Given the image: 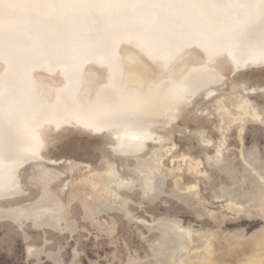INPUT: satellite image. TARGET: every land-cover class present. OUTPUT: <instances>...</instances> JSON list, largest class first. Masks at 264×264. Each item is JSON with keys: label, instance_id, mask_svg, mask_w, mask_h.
Listing matches in <instances>:
<instances>
[{"label": "bare ground", "instance_id": "1", "mask_svg": "<svg viewBox=\"0 0 264 264\" xmlns=\"http://www.w3.org/2000/svg\"><path fill=\"white\" fill-rule=\"evenodd\" d=\"M31 15L33 20L37 18L41 25L58 24L59 29L66 28L74 19L90 40H94L93 32L97 29L103 33L109 19L107 13L100 12L84 15L78 10L46 9L38 13L32 9L17 7L13 9L11 16L20 25L19 40L22 43L30 38L31 31L25 26L29 27L31 20L26 16ZM219 23L230 24L232 21L222 16ZM126 24L130 34L116 41L108 52L109 57L119 63L123 72V92L109 101L110 111L97 106L99 101L96 98V92L109 82L111 73L109 63L107 60H101L99 55H90V48L87 46L82 53L84 57L76 61L78 64L73 63L72 68L62 62L38 60L28 64L21 71L15 65L0 61V77L10 82L0 95V132L12 147L11 151L0 154V201L28 198V193L21 187L18 173L25 166H30L29 178L27 177L29 182L38 189V194L31 199L32 201L23 200L24 203L10 206L0 205V221L14 224L21 232H25V224L32 230L40 232L52 231L61 234H66V230L69 234L75 232L78 226L70 217L71 202L65 204L61 194L69 187L70 174L80 167L84 168L87 175L75 181L73 185L79 189L82 186L89 191L72 194L74 198L71 201L79 203L84 219L102 214L109 216L121 213L119 204L121 198L118 196L122 192L127 194L135 189L136 185L132 178H121L111 164L104 170L97 171L88 164L44 157L43 131L58 132L64 128L80 129L95 136H110L112 153L121 158L135 159L136 169L143 175L142 201L139 205L143 203L155 206L164 196L161 190L162 182L156 178L155 173L159 171L158 163L163 155L158 156L157 153L162 152L169 140L159 131L165 130V127L176 120L177 112L182 106L203 95L206 101L213 102L220 121V129L224 134L214 156L206 157V164L209 166L204 168L232 186L223 187V195H218L215 200L216 203L225 202L227 209L233 212L232 217L226 218V215H222L220 220L219 213L211 211L210 218L217 227H220V224L231 226L246 223L248 228H252L261 223L260 230L264 229V192L261 190V186L264 185V176L261 175L264 171V161L258 149L247 150L245 145V132L249 125H259L264 129V112H260L248 97L249 95L264 97V85L246 87L243 84H232L229 91H219L228 78L218 67V60L225 59L230 68V76L264 67V59H261L258 45L259 30L243 29L242 39L247 47L237 54L246 58L247 62L237 64L227 55L210 57L202 46V40L197 36L196 25L170 37L165 27L159 22L151 23V18L147 27L131 18ZM141 39L149 40L154 46L161 41L172 39V46L177 49L176 58L166 68L162 67L163 61L148 47L143 46ZM192 51L201 57L191 61L194 57ZM141 61L146 62L148 67L147 64L140 65ZM95 69L101 71L100 80L95 74ZM188 75L191 79H187ZM180 77H185V82L193 89V94L188 99L173 100L170 89ZM17 83L21 84L19 90L16 89ZM73 89L77 94V102L65 110L60 101L66 92ZM31 98L34 100L33 104ZM199 130L195 134L200 140V146L208 149L209 139ZM232 133L240 147L241 171L231 167L229 156L224 152L226 136ZM149 143L155 147L152 154L156 155V160L150 163L152 167L147 158H143ZM33 151L36 158L32 157ZM181 161L185 163L188 176L196 179L208 178L207 174L199 169L198 160L194 161L183 154L179 158V162ZM59 166H63L64 169L61 170ZM173 170L169 169L170 175L173 174ZM180 170L177 169L179 174ZM173 178L174 190L177 191L181 189L179 186L182 178L180 176ZM59 183L64 188L56 192L54 188ZM98 186L102 188L98 189ZM193 191L199 192L196 184L182 186L181 195L188 197ZM27 198L26 200H29ZM178 201L183 204L184 200L181 198ZM196 220L201 222L206 218L197 216ZM137 222L149 232L143 244L155 237L152 242L149 241L152 244L147 246L154 264H210L214 236L203 225L199 228L196 225L187 226L179 219L163 216L152 218L151 222L143 219ZM258 231L259 229L256 232ZM242 235L240 232L239 236ZM24 238L25 254L33 260L32 264H42L44 261L64 264L52 255L53 253L44 250L45 245L49 243L48 239H44L45 243L38 247V250L28 244L26 234ZM29 248L32 249V253L28 252ZM232 253L230 254L233 255ZM263 258L262 253L256 252L242 264H261Z\"/></svg>", "mask_w": 264, "mask_h": 264}, {"label": "rangeland", "instance_id": "2", "mask_svg": "<svg viewBox=\"0 0 264 264\" xmlns=\"http://www.w3.org/2000/svg\"><path fill=\"white\" fill-rule=\"evenodd\" d=\"M192 52L194 57L191 61L201 57L197 52ZM143 64L147 63L142 62L140 65ZM146 66L148 67V64ZM218 67L228 78L225 80L224 86L219 88V91H229L232 84H243L246 87L264 85V67L245 70L234 76H230V68L225 59L218 60ZM95 74L100 80L101 71L95 69ZM248 97L255 103L260 112H264V97L260 95H249ZM214 108L213 102L206 101L203 95L197 96L190 104L182 106L178 110L175 121L165 127V130L159 131L169 140L162 152L157 153L158 156L163 155L158 163L159 171L155 173L157 174L156 178H159L162 182L161 190L164 196L155 206H147L143 203L139 205L142 201L141 184L143 181L141 180L143 175L136 169L137 161L135 159L121 158L119 155L112 153L110 148L112 140L109 141L108 138L110 136H95L75 128H64L58 132L44 130L43 155L47 159H69L88 164L93 170L97 171H102L108 164H111L118 176L125 179L132 178L136 186L131 193L122 192L118 196L121 198L119 203L122 209L121 213L109 216L102 214L95 216V218L84 219V213L79 203L75 200L71 201L74 198L71 195L76 194L78 191L84 193L89 191V189H84L82 186L79 189L78 186L75 188L73 185L75 181L84 178L87 173H85L83 167L76 168L70 174L69 187L61 194L65 204L71 202L69 206L70 217L77 222L78 226L75 232L71 234L67 230L65 231L66 234L52 231L40 232L32 230L26 224L24 226L25 232H21V229L19 230L14 224L0 221V264H29L31 259L25 254V234L26 239L29 241L28 244L35 246L37 249L45 243V238L48 239L49 243L44 244V250L53 253L52 255H55L64 264H130V262L154 264L155 262L148 254L147 246L152 244L150 242L155 237L143 244L142 242L147 240L146 237L149 232L140 226L137 221L143 219L151 222L152 218L162 216L179 219L187 226L196 225L199 228L203 225L207 231L211 232L214 238L210 264H242L246 258L256 252L262 253L264 257V229L260 230L261 223L252 228H248L246 223L231 226L220 224V227H217L210 218L211 211L219 213L220 220L222 215L230 218L233 213L227 209L225 202H215L218 195H223V187L229 188L232 186L206 168L207 165L209 166V164H206V157L214 156L219 141L224 136ZM260 127L259 125H249L247 127L245 145L247 150L258 149V153L264 161V129ZM198 129L203 131L205 137L209 139L210 146L208 149L200 146V140L195 134ZM154 148V145L149 143L145 155H143V158H147L151 167L150 163L156 160V155L152 154ZM239 148L234 133L227 135L224 152L226 156H229L231 167H234L236 171H241ZM183 154L194 161L198 160L197 162L200 163L199 169L206 173L208 178L196 179L193 176H188L185 163L179 162V158ZM139 163L142 162L139 161ZM204 166L206 167L204 168ZM59 168L64 169L63 166H59ZM178 168L181 169L180 174L177 171ZM139 169L141 168L139 167ZM169 169H174L172 175L169 174ZM29 172L30 166H25L18 172L21 187L28 193L29 196L26 198L29 200L23 198L0 201L1 206L21 204L24 203L23 200L32 201L37 196L38 189L29 182ZM174 176L182 178L179 188L182 189V186L196 184L199 192L193 191L188 197L182 196L181 189L174 190ZM56 187L54 188L56 192L64 188L61 183ZM97 188L102 187L98 186ZM181 198L184 200L182 201L183 204L178 201ZM197 216L206 218V220L198 222L196 220ZM110 227H114V229L112 230ZM258 229L259 231L256 232ZM240 232L243 233L242 236H239ZM42 254L44 253L42 252ZM31 261L33 263V260ZM42 264L51 263L44 261ZM261 264H264V258Z\"/></svg>", "mask_w": 264, "mask_h": 264}, {"label": "snow or ice", "instance_id": "3", "mask_svg": "<svg viewBox=\"0 0 264 264\" xmlns=\"http://www.w3.org/2000/svg\"><path fill=\"white\" fill-rule=\"evenodd\" d=\"M17 7L32 9L38 13L41 10H78L84 15L93 12L107 13L108 24L102 36L90 40L87 33L73 19L62 31L44 30L40 21H36V31L30 33L27 42H20L21 28L11 13ZM224 16L232 21L230 24H220ZM135 19L147 27L151 23H161L170 37L185 31L192 25L197 26V36L202 40V46L210 57L227 55L237 64L246 63V58L238 55V51L246 50L242 39L243 29L259 27V51L264 59V0H0V61L25 68L36 59L56 60L65 64L75 63L85 49L95 48L100 53L101 60H107L111 69L109 82L97 92V106L110 111L109 101L123 92V72L118 62L112 60L108 52L116 41L129 35L126 21ZM242 25V28L236 27ZM138 30L139 27H138ZM143 46L155 53L163 61L166 68L176 58V48L172 39L161 41L154 46L149 40L141 39ZM187 79H191L188 75ZM10 82L0 77V95ZM193 89L185 82V77L177 79L175 86L170 89L173 100L188 99ZM73 89L64 94L61 106L68 110L76 100ZM12 150L6 137L0 132V154ZM35 157V152H32ZM264 176V171L261 173ZM264 192V185L261 186ZM32 253V249H28ZM29 264L32 261L29 260Z\"/></svg>", "mask_w": 264, "mask_h": 264}, {"label": "water", "instance_id": "4", "mask_svg": "<svg viewBox=\"0 0 264 264\" xmlns=\"http://www.w3.org/2000/svg\"><path fill=\"white\" fill-rule=\"evenodd\" d=\"M27 17V19L28 20H31V22H30V24H29V27L28 26H25V28H29V30L31 31L30 33H32V34H34L35 33V31H36V19L37 18H35L34 20H33V16L31 15V16H26ZM35 25V26H34ZM57 25L58 24H51V25H45V26H43V25H41L40 24V26H41V28H43L44 30H51V31H57V30H63L61 27H60V29L57 27ZM253 28H251V30H252ZM254 29L256 30H259V27H258V23H257V26H255L254 27ZM28 30V31H29ZM249 31V33H251L252 31ZM94 33V40H96V39H98L100 36H102V30H96V31H94L93 32ZM248 33V32H247ZM145 35H146V33H144ZM260 42V41H259ZM254 45L256 46V43H254ZM259 45V44H258ZM84 52V51H83ZM85 54V53H84ZM95 54L96 55H99L100 56V53H99V51L98 50H96L95 48H91L90 49V55H93V56H95ZM82 58L84 57V55H82L81 56ZM38 60H41V59H36V60H34V61H32L30 64H33V63H35L36 61H38ZM44 61V60H43ZM47 62L49 61V60H46ZM53 63H55V62H58V61H56V60H51ZM79 62H76L75 64H78ZM68 65H70V67L72 66V64H68ZM74 65V64H73ZM72 68V67H71ZM19 70H23V68L22 69H19ZM26 71V70H25ZM27 73V72H26ZM22 84L24 83L23 81H20ZM31 84V83H30ZM21 84H19V83H17V90H19L20 88H21V86H20ZM32 93H33V91H32ZM32 97V96H31ZM33 102H34V100H32V98H31V103L33 104ZM109 138V141H111V139H110V137H108ZM111 151H113V150H111Z\"/></svg>", "mask_w": 264, "mask_h": 264}]
</instances>
